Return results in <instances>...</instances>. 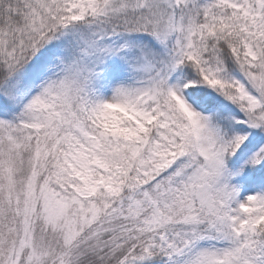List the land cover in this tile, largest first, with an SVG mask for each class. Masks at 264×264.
<instances>
[{
  "label": "snow or ice",
  "instance_id": "1",
  "mask_svg": "<svg viewBox=\"0 0 264 264\" xmlns=\"http://www.w3.org/2000/svg\"><path fill=\"white\" fill-rule=\"evenodd\" d=\"M0 264H264V0H0Z\"/></svg>",
  "mask_w": 264,
  "mask_h": 264
}]
</instances>
